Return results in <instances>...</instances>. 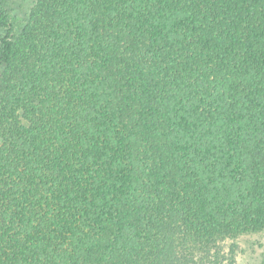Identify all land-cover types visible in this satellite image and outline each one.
<instances>
[{"label": "trees", "instance_id": "1", "mask_svg": "<svg viewBox=\"0 0 264 264\" xmlns=\"http://www.w3.org/2000/svg\"><path fill=\"white\" fill-rule=\"evenodd\" d=\"M262 230L264 0H0V264H206Z\"/></svg>", "mask_w": 264, "mask_h": 264}, {"label": "rangeland", "instance_id": "2", "mask_svg": "<svg viewBox=\"0 0 264 264\" xmlns=\"http://www.w3.org/2000/svg\"><path fill=\"white\" fill-rule=\"evenodd\" d=\"M31 1L5 0V8L9 14L24 16ZM206 258V264H264V230L226 238Z\"/></svg>", "mask_w": 264, "mask_h": 264}]
</instances>
